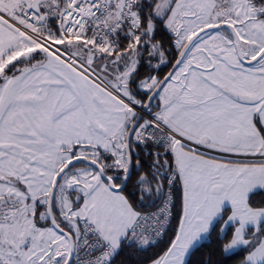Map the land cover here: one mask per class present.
<instances>
[{"label": "snow or ice", "instance_id": "snow-or-ice-1", "mask_svg": "<svg viewBox=\"0 0 264 264\" xmlns=\"http://www.w3.org/2000/svg\"><path fill=\"white\" fill-rule=\"evenodd\" d=\"M257 195L264 0H0V264H264Z\"/></svg>", "mask_w": 264, "mask_h": 264}, {"label": "trees", "instance_id": "trees-1", "mask_svg": "<svg viewBox=\"0 0 264 264\" xmlns=\"http://www.w3.org/2000/svg\"><path fill=\"white\" fill-rule=\"evenodd\" d=\"M140 158L144 163V168L141 169V171H144L147 168V165L151 163V158L146 156L143 152L140 153ZM136 179H137V176L135 174H133L132 180L129 182V188L130 189H131L132 184L135 182ZM262 199H264V195H257L254 197V202L256 204H259V202ZM212 240L214 241L215 237H213ZM205 243H206V247L201 249V251L198 252L196 254V256L193 257L194 260L201 258L202 254H207L208 252H210L213 249V247H214L213 243H210L207 241ZM129 251L132 252L131 255H129ZM154 251H156V249H151V248L148 249L147 251H140V252H135L133 250H126L124 253L121 254V257L118 259H124V260L128 261L129 264H148V258L153 255ZM228 264H238V258L230 260L228 262Z\"/></svg>", "mask_w": 264, "mask_h": 264}, {"label": "crops", "instance_id": "crops-1", "mask_svg": "<svg viewBox=\"0 0 264 264\" xmlns=\"http://www.w3.org/2000/svg\"><path fill=\"white\" fill-rule=\"evenodd\" d=\"M201 150H204V149H201Z\"/></svg>", "mask_w": 264, "mask_h": 264}]
</instances>
